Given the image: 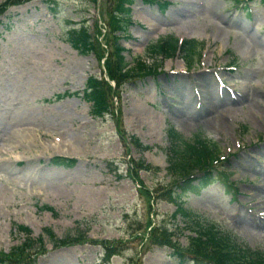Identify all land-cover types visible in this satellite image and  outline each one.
I'll list each match as a JSON object with an SVG mask.
<instances>
[{
	"label": "rangeland",
	"instance_id": "374dc122",
	"mask_svg": "<svg viewBox=\"0 0 264 264\" xmlns=\"http://www.w3.org/2000/svg\"><path fill=\"white\" fill-rule=\"evenodd\" d=\"M5 1L0 0V251L7 256L28 237L46 236L52 228L59 240L73 243H48L46 255L35 258L31 251L23 261L179 264L170 248L150 243L138 229L139 220L146 222L148 195L135 181L139 177L151 189L169 181L163 148L171 126L187 138L201 131L216 142L238 180V192L219 181L189 190L187 204L264 250L261 0H172L165 12L135 0L123 39L133 56L155 62L146 48L169 34L203 42L207 49L192 66L177 55L163 61L159 79L126 84L113 97L115 114L104 117L91 114L92 103L83 95L90 76L107 79L99 58L105 61L111 47L101 41L95 52L82 54L63 34L95 19L101 28L116 0ZM195 97L207 103L204 108ZM134 138L150 149L141 150ZM56 158L76 161L68 166L54 163ZM139 158L161 171L140 168ZM153 207L159 213L155 221L172 227L175 206L159 199Z\"/></svg>",
	"mask_w": 264,
	"mask_h": 264
},
{
	"label": "trees",
	"instance_id": "16d2710c",
	"mask_svg": "<svg viewBox=\"0 0 264 264\" xmlns=\"http://www.w3.org/2000/svg\"><path fill=\"white\" fill-rule=\"evenodd\" d=\"M22 1L6 0L5 3H19ZM144 1L159 3L161 7L168 4L167 0ZM93 2H97V0H93ZM116 2L117 5L112 11L111 17L107 19L108 32L103 41L111 47V55L105 60L106 73L110 80L116 82L117 88H114L105 77L91 76L88 78L84 96L92 103L91 113L94 116H103L113 111V97L117 95L120 88L127 81L155 75L159 68L158 64L150 65L142 58L133 57L131 61L126 59V56L123 54L124 47L119 41L120 38L117 32L127 31L131 11L129 4L133 0H116ZM262 2L264 3V0ZM101 34L102 30L97 21H95L94 26L84 21L81 24L69 27L64 33V39L70 42L80 53L90 54L91 52H95L99 43L103 42L100 40ZM200 49V43L193 40L185 42L183 51L186 54V58L193 61L198 58ZM176 50L177 38L172 36L160 40L148 48V51L154 56L162 55L164 57L172 56ZM99 59L102 60L103 58ZM168 135L170 144L164 148V151L167 154L168 161L167 173L172 177H170L171 180L165 183L164 186L160 184L153 191H155L158 197H163L176 204L177 209L172 213L171 217H173L174 221L179 217L183 227L177 225V231L176 229L167 227L165 222L161 223L162 225L152 226L153 219L151 218V213L153 212V206L151 198L153 195L151 189L144 185L143 180L135 177L142 184L140 191L142 193L145 191L148 195L146 225H143L141 221L138 228L139 230H145L143 236L148 234L149 238L147 241L152 244L170 247L172 255L179 258L180 262L193 259V264H264V250L252 248L232 228L225 227L217 221H213L205 214L185 205L187 202L185 197L188 196L187 192L189 190L194 191L208 184L213 179H219L225 185H232L237 189L236 181L231 179V172L226 171L228 168L219 169L218 163L222 152L218 144L211 139L203 137L201 131L195 133L193 138H187L171 126L168 130ZM134 141L141 149L148 148L138 138H134ZM56 161L58 159L54 160V162ZM58 163L72 165L75 163V160L67 159L66 162L58 161ZM139 163L140 168L152 169L155 173L161 170L158 166L144 163L143 159H140ZM198 172L201 175L196 176L199 182L195 184L193 176ZM147 227H151V229L146 231ZM19 229L28 231L27 228L22 226ZM186 230L189 231V234H186ZM181 235L187 236L186 244H183L179 240ZM51 240L56 247L73 243V241H59V239H53V237H51ZM30 249H36L39 252L40 250H46L43 239L29 238L19 248L15 247L12 253L7 256L0 251V263L15 264L6 261L10 258H21L17 262L19 263L21 260H24Z\"/></svg>",
	"mask_w": 264,
	"mask_h": 264
},
{
	"label": "bare ground",
	"instance_id": "6f19581e",
	"mask_svg": "<svg viewBox=\"0 0 264 264\" xmlns=\"http://www.w3.org/2000/svg\"><path fill=\"white\" fill-rule=\"evenodd\" d=\"M62 145L65 147L67 144H65V143L63 142ZM67 146H68V145H67ZM61 148H63V147L61 146Z\"/></svg>",
	"mask_w": 264,
	"mask_h": 264
}]
</instances>
